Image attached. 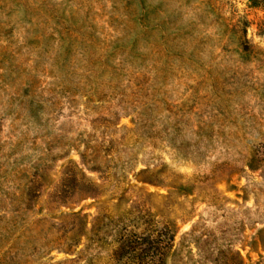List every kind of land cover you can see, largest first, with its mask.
Listing matches in <instances>:
<instances>
[{
  "label": "rangeland",
  "instance_id": "obj_1",
  "mask_svg": "<svg viewBox=\"0 0 264 264\" xmlns=\"http://www.w3.org/2000/svg\"><path fill=\"white\" fill-rule=\"evenodd\" d=\"M263 173L264 0H0V264H264Z\"/></svg>",
  "mask_w": 264,
  "mask_h": 264
},
{
  "label": "trees",
  "instance_id": "obj_2",
  "mask_svg": "<svg viewBox=\"0 0 264 264\" xmlns=\"http://www.w3.org/2000/svg\"><path fill=\"white\" fill-rule=\"evenodd\" d=\"M80 159L85 164L86 156L80 154ZM264 180V173L262 175ZM69 174L64 177L69 180ZM81 191L87 196L94 195L96 188L92 184L85 185ZM130 229H123L116 238V248L112 259L116 264H169L174 251L175 234L168 224L155 220L144 208L138 209ZM95 224H92L94 230ZM192 229L191 236L195 233ZM218 236L216 233H201L195 240L199 261L196 264L209 262L215 256V264H222L219 256ZM218 251V254H217ZM212 260V261H213ZM226 264V263H224Z\"/></svg>",
  "mask_w": 264,
  "mask_h": 264
}]
</instances>
